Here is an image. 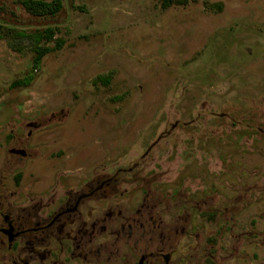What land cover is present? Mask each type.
Wrapping results in <instances>:
<instances>
[{
	"label": "rangeland",
	"instance_id": "rangeland-1",
	"mask_svg": "<svg viewBox=\"0 0 264 264\" xmlns=\"http://www.w3.org/2000/svg\"><path fill=\"white\" fill-rule=\"evenodd\" d=\"M35 1L0 0V208L76 207L81 264H264V0Z\"/></svg>",
	"mask_w": 264,
	"mask_h": 264
},
{
	"label": "flooded vegetation",
	"instance_id": "flooded-vegetation-1",
	"mask_svg": "<svg viewBox=\"0 0 264 264\" xmlns=\"http://www.w3.org/2000/svg\"><path fill=\"white\" fill-rule=\"evenodd\" d=\"M75 209L76 207L64 208L57 211L46 221L38 220L36 215H33L29 222L27 220L22 222L20 217L13 218L10 212H6L0 208V264H81L80 261H84V257H82L85 250L83 249L85 245L84 235L89 234L90 230L88 228L84 229L80 234L77 233V235L75 233L73 235H66V227L65 232L48 231L57 219L75 211ZM50 235L57 237L58 240L59 247L56 248V254L48 248L50 245ZM22 239H25V243L35 250H30V260L24 259L22 262H19L11 254L15 251L17 259L21 257ZM38 245L48 248L49 251L44 255L38 254L36 251ZM153 257L154 253L149 252L148 248H145V250L141 249L138 258L132 264H148V259ZM170 257V253H163L162 264H169Z\"/></svg>",
	"mask_w": 264,
	"mask_h": 264
},
{
	"label": "trees",
	"instance_id": "trees-1",
	"mask_svg": "<svg viewBox=\"0 0 264 264\" xmlns=\"http://www.w3.org/2000/svg\"><path fill=\"white\" fill-rule=\"evenodd\" d=\"M22 4L27 10H29L31 12H34V13L37 11V5L38 4H46V5H48V3H43V2L35 1V0H22ZM46 51H48L47 47L35 50V57L33 58V68H35L37 66L39 58ZM30 79H31V77H30V75H28L27 77H24L23 79L16 81L15 84H17V85H27L29 83Z\"/></svg>",
	"mask_w": 264,
	"mask_h": 264
}]
</instances>
